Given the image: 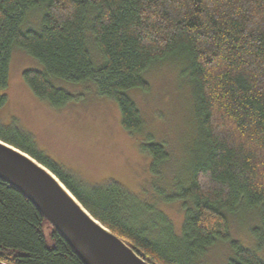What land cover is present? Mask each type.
Masks as SVG:
<instances>
[{
    "label": "trees",
    "instance_id": "1",
    "mask_svg": "<svg viewBox=\"0 0 264 264\" xmlns=\"http://www.w3.org/2000/svg\"><path fill=\"white\" fill-rule=\"evenodd\" d=\"M15 45L44 64L23 73L38 97L55 106L72 97L54 76L93 80L100 93L118 100L122 124L131 131L143 120L127 90L149 86L143 74L155 59L185 55L201 146L190 183L172 196L183 198L186 210L182 232L172 237L174 251L141 230L131 215L136 196L123 185L73 176L18 125L0 127V139L50 168L95 218L153 264H204L208 247L231 238L229 214L244 208L260 218L252 230L258 246L236 244L227 264H264L258 253L264 246V0H0V88L8 85ZM5 100L0 95V107ZM143 147L157 172L169 155L164 144ZM0 259L85 264L34 203L2 179Z\"/></svg>",
    "mask_w": 264,
    "mask_h": 264
},
{
    "label": "rangeland",
    "instance_id": "2",
    "mask_svg": "<svg viewBox=\"0 0 264 264\" xmlns=\"http://www.w3.org/2000/svg\"><path fill=\"white\" fill-rule=\"evenodd\" d=\"M31 17L36 19V15ZM92 47L99 63L98 47ZM43 68L41 60L14 46L9 82L0 88V95H6L0 107V127L18 125L25 129L40 149L89 184L116 181L123 185L136 196L131 215L139 218L141 230L170 251L176 250L178 244L172 237L182 232L186 210L184 199L172 196L178 185L190 183L201 146L195 89L185 55L174 52L155 59L143 74L149 86L127 90L143 120L134 131L123 126L118 100L100 93L93 80L77 82L54 76V84L72 97L59 106L38 97L23 73ZM152 141L164 144L169 154L157 172L151 170L152 154L143 147ZM229 217L231 238L218 239L208 247L201 257L204 264H227L236 244L258 246L259 237L252 231L260 223L257 211L244 208ZM44 228L48 235L49 228ZM258 251L264 259V246Z\"/></svg>",
    "mask_w": 264,
    "mask_h": 264
},
{
    "label": "water",
    "instance_id": "3",
    "mask_svg": "<svg viewBox=\"0 0 264 264\" xmlns=\"http://www.w3.org/2000/svg\"><path fill=\"white\" fill-rule=\"evenodd\" d=\"M0 179L26 195L85 264H153L95 218L50 168L2 139Z\"/></svg>",
    "mask_w": 264,
    "mask_h": 264
}]
</instances>
